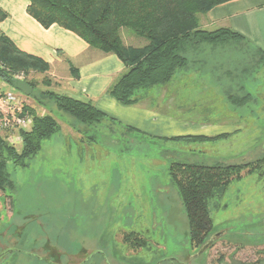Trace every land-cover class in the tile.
Returning <instances> with one entry per match:
<instances>
[{"label": "rangeland", "instance_id": "374dc122", "mask_svg": "<svg viewBox=\"0 0 264 264\" xmlns=\"http://www.w3.org/2000/svg\"><path fill=\"white\" fill-rule=\"evenodd\" d=\"M205 18L199 16L200 27L215 29ZM121 34L129 47L146 43L126 28ZM248 50H207L203 66L180 69L167 83L150 86L169 92L173 86L182 88L179 94L168 93L175 96V105L167 107L175 115V127L180 120L186 129L166 135V143L109 118L74 125L70 115L42 98L57 88L48 72H15L16 87L0 78V96L13 90L19 98V117L49 115L60 125L24 165L14 162L10 150L2 152L13 184L0 189V264H257L264 249V177L243 171L212 199L213 246L199 254L201 249L195 251L190 241L179 188L169 174L173 162L236 164L264 157V65L245 77L238 72L250 94L246 103L229 99V93L240 92V79L227 71ZM206 78L213 84L209 92L195 83ZM7 114L0 110V125ZM203 119L225 125L218 123L210 131L199 124ZM195 128L208 131L195 133ZM22 129L0 130L19 154ZM184 136L196 138L177 139ZM129 232L145 243H128L124 235Z\"/></svg>", "mask_w": 264, "mask_h": 264}, {"label": "trees", "instance_id": "16d2710c", "mask_svg": "<svg viewBox=\"0 0 264 264\" xmlns=\"http://www.w3.org/2000/svg\"><path fill=\"white\" fill-rule=\"evenodd\" d=\"M229 1L232 0H30L27 12L46 28L58 24L81 37L90 47L104 54L116 55L125 64L127 71L110 88L109 94L124 105L136 104V93L139 90L167 83L180 69L203 66L207 62V50H221L228 46L245 49L249 46L251 50L247 53L242 51L243 58L240 60L235 57L233 69L227 71L234 80L240 79L236 88L242 92L235 95L229 93L227 88L226 93H229V99L234 104L242 105L250 99V94L244 92V84L238 72L244 71L245 77V74L251 75L253 70L263 66L264 49L231 27L207 30L200 27L199 21L200 15ZM7 16V12L0 8V23ZM123 28L144 38L146 43L137 48L127 46L121 34ZM22 70L44 73L50 70V64L39 56L19 49L0 28V78L11 87H16L13 73ZM42 96L53 101L58 110L70 115L77 126L113 119L90 101L52 90ZM32 117L31 128L20 130L22 153H16L0 134L2 190L13 184L6 171V162L1 159L2 152L10 150L14 162L24 165V161L40 150L41 142L60 129L59 123L52 116ZM194 138L184 136L177 139ZM243 171L257 172L264 177V157L236 164H171L169 174L179 188L189 225L190 241L195 251L204 247L214 235L210 214L212 199L223 195L234 179L241 178ZM124 237L134 246L145 243L135 232L126 233ZM212 246L213 242L209 248ZM261 254L257 264H264V249Z\"/></svg>", "mask_w": 264, "mask_h": 264}, {"label": "crops", "instance_id": "0c3cea01", "mask_svg": "<svg viewBox=\"0 0 264 264\" xmlns=\"http://www.w3.org/2000/svg\"><path fill=\"white\" fill-rule=\"evenodd\" d=\"M29 3L30 0H0V8L8 14L0 23V28L19 49L50 64L48 73L57 87L52 91L90 101L113 118L111 122L131 126L144 137L162 141L160 143L170 142L166 135H176L177 131L186 129L179 124L180 120L175 127V115L167 107L173 104L172 98L175 97L171 98L168 93L179 94L180 86H173L170 92L162 87H148L136 93V104L119 103L109 90L127 71L125 64L114 54L100 53L74 32L58 24L47 28L42 26L27 12ZM205 17L210 27H231L264 49V0H232L212 8ZM187 76L178 75L179 78ZM195 83L203 84L208 92L213 87L208 78L196 79ZM179 105L178 109L181 108ZM200 122L207 124L210 131L219 123H212L210 119ZM219 125L225 124L220 122ZM192 131L202 133L208 129L200 131L195 128Z\"/></svg>", "mask_w": 264, "mask_h": 264}, {"label": "built area", "instance_id": "2783aa9c", "mask_svg": "<svg viewBox=\"0 0 264 264\" xmlns=\"http://www.w3.org/2000/svg\"><path fill=\"white\" fill-rule=\"evenodd\" d=\"M20 104L19 98L13 90H8L0 96L1 112L13 114V116L7 114V118H4L0 125V130L8 127L13 129L16 125L26 128L32 124V120L29 117L18 116V113L22 111ZM14 123L16 125H12Z\"/></svg>", "mask_w": 264, "mask_h": 264}, {"label": "water", "instance_id": "95a60500", "mask_svg": "<svg viewBox=\"0 0 264 264\" xmlns=\"http://www.w3.org/2000/svg\"><path fill=\"white\" fill-rule=\"evenodd\" d=\"M212 242H213V239L211 238L210 241H209L204 247L201 248L199 254L204 253V251H206V250L208 249L209 245H210ZM196 256H198V254H195L194 258H195ZM186 264H191V263H186Z\"/></svg>", "mask_w": 264, "mask_h": 264}]
</instances>
